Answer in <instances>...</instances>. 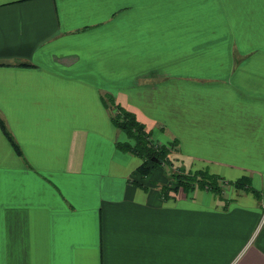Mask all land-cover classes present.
<instances>
[{
    "label": "crops",
    "instance_id": "crops-1",
    "mask_svg": "<svg viewBox=\"0 0 264 264\" xmlns=\"http://www.w3.org/2000/svg\"><path fill=\"white\" fill-rule=\"evenodd\" d=\"M111 97L222 198L138 174ZM0 119V264H264V0H0Z\"/></svg>",
    "mask_w": 264,
    "mask_h": 264
},
{
    "label": "trees",
    "instance_id": "trees-1",
    "mask_svg": "<svg viewBox=\"0 0 264 264\" xmlns=\"http://www.w3.org/2000/svg\"><path fill=\"white\" fill-rule=\"evenodd\" d=\"M109 104L112 107L111 120L113 124L117 129L125 133L129 140L127 143L117 144V147L121 151L130 153L142 160L138 174L146 177L156 168L173 166L171 155L176 150L175 141L161 144L153 138V134L146 129V126L137 119L134 113L116 104L112 97L109 98ZM0 125L5 130L7 138L13 147L19 152L18 146L1 119ZM170 179L172 182L164 187L165 192L182 190L190 193L195 190H207L220 198L223 196L224 180L217 175L209 173L207 170L186 172L178 168L172 173ZM228 185L233 186L237 190L255 193L246 177L240 178L234 183H228Z\"/></svg>",
    "mask_w": 264,
    "mask_h": 264
},
{
    "label": "rangeland",
    "instance_id": "rangeland-1",
    "mask_svg": "<svg viewBox=\"0 0 264 264\" xmlns=\"http://www.w3.org/2000/svg\"><path fill=\"white\" fill-rule=\"evenodd\" d=\"M180 169H182L183 171L186 170V168H184V167H181ZM165 170H166V172H167V175H169L168 178H169V180H170V178H171V176H172V173L175 172L176 169H173L172 166H169V167L166 166V167H165Z\"/></svg>",
    "mask_w": 264,
    "mask_h": 264
}]
</instances>
